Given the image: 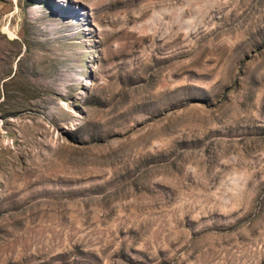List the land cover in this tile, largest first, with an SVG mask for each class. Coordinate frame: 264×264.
Listing matches in <instances>:
<instances>
[{"label": "rangeland", "instance_id": "374dc122", "mask_svg": "<svg viewBox=\"0 0 264 264\" xmlns=\"http://www.w3.org/2000/svg\"><path fill=\"white\" fill-rule=\"evenodd\" d=\"M0 264H264V0H0Z\"/></svg>", "mask_w": 264, "mask_h": 264}, {"label": "bare ground", "instance_id": "6f19581e", "mask_svg": "<svg viewBox=\"0 0 264 264\" xmlns=\"http://www.w3.org/2000/svg\"><path fill=\"white\" fill-rule=\"evenodd\" d=\"M5 30L8 32V34H10L9 31H8L7 29H5Z\"/></svg>", "mask_w": 264, "mask_h": 264}]
</instances>
